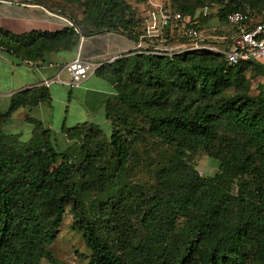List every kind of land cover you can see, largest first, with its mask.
<instances>
[{
    "label": "trees",
    "instance_id": "1",
    "mask_svg": "<svg viewBox=\"0 0 264 264\" xmlns=\"http://www.w3.org/2000/svg\"><path fill=\"white\" fill-rule=\"evenodd\" d=\"M62 1L81 34H144L127 0H81L78 15L67 3L73 0ZM166 4L200 30L217 19L230 28L226 38L237 29L227 15L246 4L264 19V0ZM0 33V45L15 53V36ZM79 35L73 27L44 32L39 49H72ZM96 73L116 90L105 105L109 134L92 122L64 126L73 144L59 149L52 131L30 116L27 142L6 133L15 111L50 101L46 86L15 93L0 109V264H61L45 245L56 239L67 206L88 264H264V89L250 92L264 65H230L210 50L135 52ZM199 150L216 162L214 174L201 176L192 164ZM144 171L148 181L137 177Z\"/></svg>",
    "mask_w": 264,
    "mask_h": 264
},
{
    "label": "crops",
    "instance_id": "2",
    "mask_svg": "<svg viewBox=\"0 0 264 264\" xmlns=\"http://www.w3.org/2000/svg\"><path fill=\"white\" fill-rule=\"evenodd\" d=\"M60 2L63 1L11 0L0 2V31L8 32L16 38L11 43L15 53L0 50V103L4 100L10 103L11 96L17 92L44 86L40 85L42 80L52 78L59 72L62 80H68L69 77H63V72L66 71H61L62 66L78 56L101 66L133 54L136 49H139L136 52L145 53L146 48L143 47L145 44L140 39L141 36L137 39L128 33L110 30L92 34H80L75 31L80 35L77 45L72 49H39L40 38L44 32L61 31L70 27L66 19L75 20L62 11L59 6ZM75 12L79 13L77 10ZM32 33L36 37L33 43L30 42ZM229 43L230 47L231 41ZM46 87L51 96L49 102L40 101L33 107L20 108L22 109L21 115L26 122H29L27 116H30L41 120L44 125V118L39 113V109L44 105L52 107L55 94L68 89L67 99L64 100L66 109L69 111L71 107H74L83 111L87 120L80 123L99 124L96 120H99L101 114L104 115L107 99L116 93L113 84L98 75L96 71L75 86L54 82ZM45 127L49 128L53 135L56 134L50 126Z\"/></svg>",
    "mask_w": 264,
    "mask_h": 264
},
{
    "label": "rangeland",
    "instance_id": "3",
    "mask_svg": "<svg viewBox=\"0 0 264 264\" xmlns=\"http://www.w3.org/2000/svg\"><path fill=\"white\" fill-rule=\"evenodd\" d=\"M153 1L164 4L169 2V0ZM81 2V0L67 1V3H72L71 5H73L80 13L84 8ZM127 2L132 8L131 15L140 20V24L137 25L138 31L143 33L145 30V17L147 15V11L152 8V3L150 0H127ZM213 3V6L215 9H217L219 3L216 1ZM62 6H64V4ZM65 10V12L69 15L72 12L67 9ZM200 10L201 9H199L197 13H199ZM74 14L78 15L76 12H74ZM261 15L263 16L262 13L255 15L253 19L258 21L260 18H262ZM223 26L224 25L220 24L217 19L209 21L208 24H206L202 29L205 42H208L215 47L227 49L229 47L230 40L228 39L225 42H218L219 39H217L220 38L219 36H224V34H227L228 30L230 29L227 26ZM142 29L144 30L142 31ZM230 36L231 35H229V37ZM159 39L160 38L158 37H147L145 38L144 43L146 44L147 48L153 49L152 47L159 43ZM137 50L139 49H136V51ZM163 56L171 57L169 55ZM247 75L250 76V72H248ZM63 77L68 78L69 76L66 72H63ZM259 85H262L264 89V76L257 75L252 77L250 92L252 94H258L260 90ZM68 92L69 90L65 89L64 92L55 94V100L53 101L52 107L44 105L39 109V113L44 118V126H50L56 132V134L54 133L53 135V140L59 149H66L69 145L73 144V140H69L65 135L63 125L65 124V127L74 126L77 125V123L87 120L86 114L83 113V111L75 109L74 107H71L69 111L66 109L67 106L65 105L64 100L67 99L68 94L66 93ZM9 104V101L4 100L0 103V109H7ZM21 110L22 109L14 112V118H12L7 124L3 126V130L10 135L18 134L20 137L19 140L21 142H27L32 136L33 127L30 122L25 121L21 115ZM96 123H99L97 124L98 127L102 128L105 133L109 134L110 130L112 129L111 122L107 119L106 113H104V115L101 114L99 120H96ZM191 161L201 176L212 175L218 169L216 162L213 161V159L203 150H199L197 153H194L191 156ZM137 177L141 180L148 181L150 175L144 171L138 174ZM73 221L74 220L70 211V206H67L66 214L62 224L58 229L56 239L45 246L54 254L61 264H88L89 250L85 245V240L81 232L73 228ZM39 264L52 263L47 259H42Z\"/></svg>",
    "mask_w": 264,
    "mask_h": 264
},
{
    "label": "built area",
    "instance_id": "4",
    "mask_svg": "<svg viewBox=\"0 0 264 264\" xmlns=\"http://www.w3.org/2000/svg\"><path fill=\"white\" fill-rule=\"evenodd\" d=\"M6 1L11 0H0V2ZM150 2L152 8L147 11L145 31L140 39L144 42L147 37H158L160 41L152 47L153 49L147 48L144 43L145 53L173 56L185 51L210 50L221 53L230 65L241 61H255L264 65V19L255 21L249 5L246 4L241 10L227 15L228 22L235 25L237 29L229 38L224 36L217 38L219 42L226 39L231 41L229 48L222 49L205 42L202 30L194 24L191 15L174 10L169 4L153 0ZM203 10L206 15L208 6H205ZM66 20L70 27L81 34L73 20ZM0 50L9 52L4 45H0ZM99 67L98 64L78 56L62 66L61 71L69 74L68 80H62L59 72L52 78L42 80L40 85L50 86L54 82H63L69 86H75Z\"/></svg>",
    "mask_w": 264,
    "mask_h": 264
}]
</instances>
